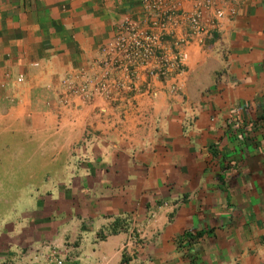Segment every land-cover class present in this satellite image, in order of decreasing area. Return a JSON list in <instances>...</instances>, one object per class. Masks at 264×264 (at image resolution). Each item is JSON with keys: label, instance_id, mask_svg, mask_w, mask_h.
<instances>
[{"label": "crops", "instance_id": "obj_1", "mask_svg": "<svg viewBox=\"0 0 264 264\" xmlns=\"http://www.w3.org/2000/svg\"><path fill=\"white\" fill-rule=\"evenodd\" d=\"M125 255L264 264V0H0V264Z\"/></svg>", "mask_w": 264, "mask_h": 264}, {"label": "built area", "instance_id": "obj_2", "mask_svg": "<svg viewBox=\"0 0 264 264\" xmlns=\"http://www.w3.org/2000/svg\"><path fill=\"white\" fill-rule=\"evenodd\" d=\"M219 15H222V11H218ZM202 12L198 10L191 15V20L195 28L199 27V19ZM160 37L157 33L142 29L135 22L126 20L117 26V33L110 47L107 50V54L111 56V67L114 70L123 69L125 74L132 78L134 71L132 68L137 62L148 63L150 57L155 53L156 48L159 46ZM186 54L182 55L185 58ZM151 73H156L155 70H151ZM165 72L162 71L161 74ZM118 86H123L122 83H118ZM58 253V263H62L64 258L68 254V249L65 248L60 252L58 249L53 251ZM122 264H125L124 262Z\"/></svg>", "mask_w": 264, "mask_h": 264}, {"label": "trees", "instance_id": "obj_3", "mask_svg": "<svg viewBox=\"0 0 264 264\" xmlns=\"http://www.w3.org/2000/svg\"><path fill=\"white\" fill-rule=\"evenodd\" d=\"M118 220H120V219H117V221H115V224L112 226V228H111V232H113V233H115V232H118L120 229H121V227L120 226H118ZM129 257L127 256V255H125L124 257H123V262L125 263V264H129Z\"/></svg>", "mask_w": 264, "mask_h": 264}]
</instances>
